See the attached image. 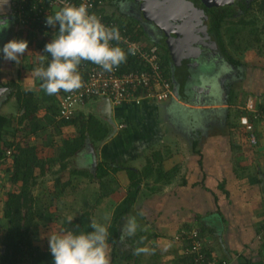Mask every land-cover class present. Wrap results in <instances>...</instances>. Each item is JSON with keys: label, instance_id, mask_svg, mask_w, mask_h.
Returning a JSON list of instances; mask_svg holds the SVG:
<instances>
[{"label": "crops", "instance_id": "crops-1", "mask_svg": "<svg viewBox=\"0 0 264 264\" xmlns=\"http://www.w3.org/2000/svg\"><path fill=\"white\" fill-rule=\"evenodd\" d=\"M12 5L13 0H8L7 4L0 6V18H7L10 25L0 35V47L9 40H21L15 34L18 29L14 25L16 20ZM209 61L211 65L204 67L200 63L201 69L197 68L192 74L203 77V80L208 76L211 78L202 85L204 88L211 86L209 97L205 92L189 96L185 94L186 76L182 73L178 79L181 84L179 98L162 103H143L142 106L111 105L112 125H109L107 140L96 148L87 140L93 154L86 144L84 151L76 155L79 159L77 165L84 167L83 170L77 169L79 172L96 173V170L95 173L92 171L93 157L97 160V167L101 163L107 165L111 175L118 169V173L113 175L118 185L114 194L105 198L98 209L95 205L93 209V220L105 223L107 227L116 206L127 195L130 184L128 171L139 175L147 166L153 170L150 177L142 180V192L132 215L137 224L135 233L151 235L135 264H171L173 260L180 264L184 256L173 238L180 230L189 228H197L208 241V252L228 264H264V244L257 240L264 222V119L254 121L258 133L256 148L249 145V134L240 124L242 117L251 119V115L245 111L250 96L257 105L264 103V78L256 73L236 70V67L225 64L222 58L219 64L211 59ZM12 63L0 59V89L6 90L0 94V106H15V99H9L10 91L1 86L10 82L6 78L4 80V75L12 72ZM200 71L203 73L201 76ZM195 80L200 81L197 77ZM20 86L27 91L37 90ZM232 92L236 96L233 99ZM101 101H91L81 111L108 121L103 115ZM10 114H0L1 125H5V117ZM116 120L118 126L114 123ZM129 124L131 129L127 130ZM120 125L124 127L120 129ZM65 132L75 135L76 129L66 128ZM55 141L58 144L59 138H55ZM27 142L38 148L41 159L52 157L54 150L42 148L40 139L31 137ZM42 151L48 154L42 155ZM156 153L158 156L154 157ZM152 157L155 161L148 164ZM72 165L73 160L63 173L59 172V166L55 169L57 175L54 178L60 179L61 183L71 181L72 186L78 183L75 188L68 187L63 203L73 201L71 205H74L81 200L95 204V196L93 202L87 194L78 200L73 198L76 193H71L72 190L82 191L80 188L83 187L95 192L99 185L91 183L84 176H72L76 170ZM5 168L12 173V165L0 166V186L8 180L4 176ZM110 168H114V171ZM156 170L173 175L155 183ZM150 189L157 192L151 194ZM1 194L0 191V237L6 228L2 212L6 200H2ZM127 220L122 219L120 231L123 236H126L122 230ZM38 246L49 249L48 246ZM129 250V247L125 248L128 253ZM111 252V247L107 246L109 263L112 261Z\"/></svg>", "mask_w": 264, "mask_h": 264}, {"label": "trees", "instance_id": "trees-1", "mask_svg": "<svg viewBox=\"0 0 264 264\" xmlns=\"http://www.w3.org/2000/svg\"><path fill=\"white\" fill-rule=\"evenodd\" d=\"M97 1L103 2L101 8L96 7L95 9L103 22L107 25L113 24V27L119 29L121 35L131 37L132 40L142 46H154L147 45L141 40L142 32L137 26L138 22L134 19L124 18L123 14L119 12L120 4L125 0ZM16 2L17 0H13V5ZM236 3L235 6L230 5L207 10L208 31L214 36L223 62L233 67H239L243 64L239 58H243L245 52L262 44L261 32L264 30V0H250L249 4L241 0ZM36 6L41 9V12L36 11ZM44 6L39 4L37 0H29L26 11L31 16L37 13L41 18L45 14ZM32 7L35 10L30 12L29 10ZM56 10L58 9L54 8L50 15ZM14 25L18 29L15 34L28 42L26 51L32 47L33 52L30 57L26 52L23 55L25 60L32 63L30 65L31 71L34 72V69L38 67H46L49 58L42 50L44 45L49 43L52 37L54 38L56 29L43 27L40 24L33 25L31 28L24 27L20 29L17 26V21L14 22ZM37 46L39 51L36 50ZM119 46L123 49V46ZM260 54L262 53L260 52ZM158 55L169 79L168 66L170 58L168 59L160 52H158ZM93 65L87 61L81 62L78 69L81 80L85 79L89 67ZM141 66L133 56L128 55L126 61L118 66V71L119 73H128L139 70ZM200 67H198V70ZM195 77L199 78V75ZM35 79L37 90H24L14 81L1 85L10 91L9 99H15L14 108L17 111L5 117V125L0 124V166L6 165L8 167L12 165V173L9 178L11 187L6 193V201L3 204L2 211L6 228L4 234L0 237V264H52L49 249L44 250L38 245L36 246L35 236L38 235L42 226H47L48 223L56 220V215L51 212L50 207L56 200H62L66 196L67 189L72 186V183L71 181L61 183L60 179H55L54 191L49 194V201L53 203H50L49 207H38L36 205L38 199L33 195L34 191L39 182H45L47 177L57 175L55 171L57 166L60 167L59 172H65L71 160L78 153L84 151L87 140L96 148L99 144L104 143L110 134V123L105 121L103 117L81 111L89 103L87 101L84 105L76 104L74 106L71 119H61L59 102L68 93L60 91L55 95H46L40 87L41 80L37 76ZM231 97L232 99L236 97H234L233 92ZM95 100L99 99L93 101ZM257 109L259 112L264 113V103H258ZM256 122H261V120H256ZM66 128L76 129V134L64 133ZM31 137L40 139L42 148L53 149L52 157L41 159L38 156V148L29 145L27 142ZM55 138H59L58 144ZM251 147L256 148L253 145ZM155 156H158V153ZM151 161H155L153 157L149 159L148 164H151ZM107 167L105 164H99L95 174L88 171H73L72 176L75 174L84 176L91 183L98 184L99 189L92 192V194L89 193L92 202L96 197L95 204H84V210L79 216H75L70 222L69 219L62 221L58 230L60 234L68 231L73 233L91 231L89 225L94 221V205L98 209L105 198L114 194L118 186L115 176H113L118 173V169L114 171V168H110L115 172L111 175ZM148 167L139 175L131 171L127 173L130 181L127 195L121 204L116 206L113 218L108 226L109 239L107 246H111L112 249V261L109 264H130L133 261L135 264L143 253V251L138 252L137 249L144 250L147 242L151 239V235L142 234V232L129 237L127 235L123 236L120 231L122 229V219L133 217L132 215L135 213V206L142 192L140 186L143 178L147 179L153 172ZM156 171L157 179H155V183L160 179L173 175L172 173L171 176L163 174L161 170ZM76 186H78V183L73 185L72 188ZM155 192L157 190L150 189L151 194ZM126 247L130 248L129 253L125 251ZM180 264H193V260L184 256Z\"/></svg>", "mask_w": 264, "mask_h": 264}, {"label": "clouds", "instance_id": "clouds-1", "mask_svg": "<svg viewBox=\"0 0 264 264\" xmlns=\"http://www.w3.org/2000/svg\"><path fill=\"white\" fill-rule=\"evenodd\" d=\"M7 3L8 0H0V6ZM44 22L47 27L56 29L54 38L42 50L49 58L46 67L34 69L46 95H55L60 91L71 93L79 89L82 80L78 69L82 61L111 73L126 61L128 55H135L137 51L134 44H129L127 51L122 49L119 46L122 39L119 29L105 26L95 14L89 12L84 3L65 4L53 14L47 15ZM9 26L7 18H0V33L5 32ZM27 49L26 40H9L0 47V59L18 63ZM248 99H252L257 108L254 98L250 96ZM68 219L70 222L71 217ZM89 227L91 231L87 232L68 231L50 235L48 247L52 264H109L107 225L92 221ZM136 228L135 218L129 217L122 231L131 237Z\"/></svg>", "mask_w": 264, "mask_h": 264}, {"label": "built area", "instance_id": "built-area-1", "mask_svg": "<svg viewBox=\"0 0 264 264\" xmlns=\"http://www.w3.org/2000/svg\"><path fill=\"white\" fill-rule=\"evenodd\" d=\"M37 2L42 6L45 5L43 7L44 17L39 18L37 13L32 16L29 15L26 11L29 0H17L13 5V14L18 23V28H31V26L37 24L47 27L44 22L45 17L50 15L54 8L59 9L65 4L79 5L80 3L86 4L89 12L95 14L105 26L113 27V24L107 25L103 22L101 16L95 12L96 7L101 8L103 6L101 1L37 0ZM34 10V7H32L29 11L32 12ZM36 11L41 12V9L36 6ZM121 37L119 45L123 46L125 51H127L129 44L136 46V54L131 56L137 60L140 66L142 65L141 68L137 71L119 73L117 67L113 72L109 73L102 71L96 65L89 67L85 79H82L81 87L60 99L59 111L61 119H71L73 108L76 104L84 105L86 101L90 102L94 99H108L114 107L125 105L142 106L143 103H162L174 99L173 86L159 61L157 47H145L132 40L129 36L121 35ZM112 43L116 44V42ZM245 111L251 115V119L242 117L240 121L249 134L250 143L255 146L258 139L254 129V121H262L264 113L258 111L252 99L247 100ZM123 127V125H120L119 128ZM8 153L10 154V152ZM174 240L181 247L183 256L192 258L193 264H228L227 261L218 259L208 252V241L197 228L183 229L174 236ZM257 240L264 244V222L257 235Z\"/></svg>", "mask_w": 264, "mask_h": 264}, {"label": "water", "instance_id": "water-1", "mask_svg": "<svg viewBox=\"0 0 264 264\" xmlns=\"http://www.w3.org/2000/svg\"><path fill=\"white\" fill-rule=\"evenodd\" d=\"M134 3L140 5L141 16L143 20L149 22H155V24H160L158 26L165 37L169 34H173L176 45L182 49L184 46L190 44L191 46L197 47L193 54H188L191 56L188 61L198 64L199 56L205 53L213 54L216 52V43L213 41L212 37L208 32V8L211 7H223L230 6L234 0H133ZM168 34V35H167ZM173 39V38H172ZM205 48H209L208 50ZM205 50L207 52H205ZM215 55V54H213ZM205 56V55H204ZM202 56V57H204ZM181 57V56H180ZM198 58V59H197ZM214 60V59H213ZM221 60V58H220ZM215 61V60H214ZM200 66V64H198ZM184 75L186 76L185 82V94L196 95L191 84L192 80L195 83V88L198 93L205 92L209 97L211 95V86L204 85L206 82L211 81L208 76L206 80L200 77V81L193 79V76L188 70L185 69ZM173 94L174 98H179L181 84L173 75ZM5 89H0V94L5 92ZM101 104H103L104 117L108 120L110 125H112V108L108 99H102ZM88 150L93 154L92 146L87 144ZM97 167V160L93 157L92 171L95 173Z\"/></svg>", "mask_w": 264, "mask_h": 264}, {"label": "rangeland", "instance_id": "rangeland-1", "mask_svg": "<svg viewBox=\"0 0 264 264\" xmlns=\"http://www.w3.org/2000/svg\"><path fill=\"white\" fill-rule=\"evenodd\" d=\"M16 32H18V31L16 30ZM0 35H2V33H0ZM19 38L21 39V36ZM261 38L263 39L262 44L255 47L253 50L245 52L243 58H239V59H241L240 61H241V63H243L242 66L244 68L241 69L242 71H244L246 73H256L257 75H260L261 77L263 76V78H264V30H262V32H261ZM36 50L39 51L38 46H37ZM32 52H33L32 47H31V49L26 51V54H28V57H30L32 55ZM260 52L262 54H260ZM30 65H32V63L29 60H25L22 56L18 63L17 62L12 63V72H10L8 75H4V80L8 79L7 81H14V82L18 83L19 85H22L26 89H33V88L35 89L36 88V79H35L36 75H35V72L31 71ZM202 65L204 67H207V66L211 65V63L209 60H204L202 62ZM200 69H201V67H200ZM25 70L28 72H32V73L28 74ZM202 71H205V70H202ZM201 75H203V73L200 71V76ZM2 108H4V109L2 110ZM16 111H17V109H15L13 106H11V104H8L7 106H5V105L0 106V114L6 113V112L15 113ZM90 112H92V111L90 110ZM3 118H4V116H3ZM114 123L116 126L119 125L118 120H116V122H114ZM130 125L131 124H129L127 130L131 129ZM256 134H258V133H256ZM249 145L251 146V144H249ZM45 154H48V153L46 151H42V155H45ZM72 160H73V164H74L72 166L74 167V169L83 170L84 167L81 168V165H77V161H79V159H77L76 156ZM5 172H4V176L6 179L8 177V180L5 181V183L2 184V186H0L1 187L0 191L2 193L1 195H2L3 201L6 200V193L8 192V190H10V187H11V183L9 182V178L11 176V173L8 172L6 170V168H5ZM55 179L56 178H54V176H49L46 178L45 182H39V185L37 186V188L35 189L34 194H33L38 199V201L36 202L37 203L36 205L38 207H49V205H51L50 203H53V202L49 201V194L53 193V191H54V188H53L54 183H53L52 188H51V186H52V182H54ZM80 189H82V191L79 189L71 191V193H76L75 194L76 197L74 196L73 198H77V200H78L79 198H81L82 196H84L86 194L89 196V193L92 194V192L94 191L91 189L88 190L87 188L85 189L83 187ZM83 189H85V190H83ZM77 191H80V192L77 193ZM69 198L71 199L72 197H69ZM88 199H91V197H89ZM72 202L63 203L62 200H56L52 204V206L50 207V210H51V212L54 213V215H56V220L54 222L48 223L47 226H42L40 228L38 235L35 236V240H36L35 244L40 245L42 247L48 246V237L50 235H53V234H56V235L60 234L58 232V230L62 224V221L64 219H68L69 217H71V219H73V217L78 216L80 214V212H82L84 210V204L87 203V201H81L80 200L78 204L71 205ZM98 223H100V222H98ZM103 224H105V223H103ZM173 241L175 242L174 238H173ZM171 264H176V263L173 260V262H171Z\"/></svg>", "mask_w": 264, "mask_h": 264}, {"label": "flooded vegetation", "instance_id": "flooded-vegetation-1", "mask_svg": "<svg viewBox=\"0 0 264 264\" xmlns=\"http://www.w3.org/2000/svg\"><path fill=\"white\" fill-rule=\"evenodd\" d=\"M237 1H241V0H234V2L232 3L233 6L237 5ZM246 3L249 4L250 0H244ZM119 12L121 14H123V17L126 19H134L136 22H138L137 26L139 28V30L142 32L141 35V40L147 44V45H154L157 47L158 52H160L161 54H163V56H166L169 59V72H170V80L172 81V77L173 75L175 76V78L178 80L180 78V75L182 73L185 72V69L188 70L190 72V74L192 75L193 73H195L197 71V68L199 67L198 64L202 63L204 60H215L217 64L220 63V51L217 48L215 49L216 52H213V54L215 55H211V54H203L199 56V61L197 62L198 64L195 63V61L190 62L188 61V59L191 57L188 54H193V52L196 50L197 47H193L190 44L184 46L182 49H180L179 46L176 45V41L174 40V36L173 34H167L168 36L165 37L166 35L163 33V31L158 27L160 26V24H155V22H149V21H145L143 20L142 16H141V11H140V5H136L134 3L133 0H125L123 3L120 4L119 6ZM224 7V6H223ZM214 8H220V7H211L208 8L209 9H214ZM209 32V31H208ZM210 34V33H209ZM165 35V36H164ZM210 36L212 37L213 41L216 43V41L214 40V36L212 34H210ZM173 38V39H172ZM217 45V43H216ZM205 49H209V48H205ZM205 52H207L205 50ZM205 55V56H204ZM181 56V57H180ZM204 56V57H202ZM223 60V59H222ZM228 64V63H225ZM217 69H219V67H216ZM215 68V70H216ZM236 70L242 71L241 69H243L244 67L241 65L239 67H236ZM184 76V75H183ZM193 79L195 78V74L192 75ZM186 83H188V80L185 81ZM172 83V82H171ZM192 86H193V90L196 93V95L198 94L197 89L195 88V83L192 80L191 82ZM173 85V83H172ZM91 169V167L89 168V170ZM90 172V171H89Z\"/></svg>", "mask_w": 264, "mask_h": 264}]
</instances>
